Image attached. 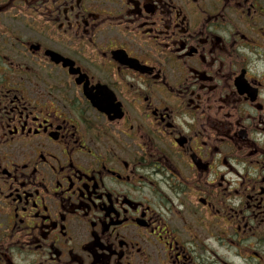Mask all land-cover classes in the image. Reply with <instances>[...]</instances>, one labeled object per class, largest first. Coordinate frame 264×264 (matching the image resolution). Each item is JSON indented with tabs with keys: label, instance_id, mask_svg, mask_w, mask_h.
Returning <instances> with one entry per match:
<instances>
[{
	"label": "flooded vegetation",
	"instance_id": "af4514ba",
	"mask_svg": "<svg viewBox=\"0 0 264 264\" xmlns=\"http://www.w3.org/2000/svg\"><path fill=\"white\" fill-rule=\"evenodd\" d=\"M0 264H264V0H0Z\"/></svg>",
	"mask_w": 264,
	"mask_h": 264
}]
</instances>
